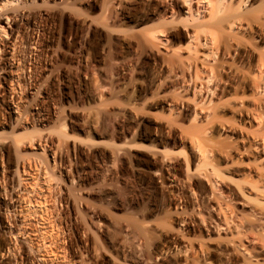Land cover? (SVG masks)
Returning <instances> with one entry per match:
<instances>
[{"label": "rangeland", "instance_id": "374dc122", "mask_svg": "<svg viewBox=\"0 0 264 264\" xmlns=\"http://www.w3.org/2000/svg\"><path fill=\"white\" fill-rule=\"evenodd\" d=\"M182 1L18 0L7 7L13 27L21 28L15 55L25 64L13 82L24 94L21 87L14 94L23 98L24 115L37 114L34 104L42 103L49 117L28 126L36 149H21L29 140L16 141L17 121L0 95V243L25 218L34 224V244L47 241L34 248L45 254L51 239L65 242L67 264H184L195 257L199 264H255L253 252L264 246V238L255 239L264 234V207L241 188L258 179L261 151L252 152L264 145V69L256 71L264 54V0L240 9L238 0H220L214 15L207 2L192 0L186 9ZM189 42L200 46L189 51ZM206 45L211 67L200 56ZM255 72L262 83L256 90ZM254 107L262 109L260 124L251 117ZM17 162L21 171L25 165L20 173ZM235 246H246L252 258ZM186 247L195 249L193 259ZM3 254L0 264H14L9 251Z\"/></svg>", "mask_w": 264, "mask_h": 264}, {"label": "bare ground", "instance_id": "6f19581e", "mask_svg": "<svg viewBox=\"0 0 264 264\" xmlns=\"http://www.w3.org/2000/svg\"><path fill=\"white\" fill-rule=\"evenodd\" d=\"M2 2H0V3H2V5L0 6V12H1V14H0V23H2V22H4V21H7L5 24H6V26H2V24L0 25V39H3V36H7V35H9L10 36V40H7V41H5L4 43H2V44H0V46L2 45L3 46V48H4V50L0 47V49L1 50H3V52H4V55H9V57H11L10 59H9V61L11 60V59H15L16 58V60H17V62H19V65L18 66H14L13 64H11L9 61L8 62H6L7 60H8V58H6L5 56H4V58L2 57V58H0V95L1 96H3V97H6L7 96V98L9 99V101L8 100H5V101H3L4 103H5V106H6V109L9 111V115H11V117L13 118V119H16V128H17V130H18V133L14 136L17 140V142H22V140L23 139H28L29 140V145L27 146H23V144H22V148L21 149H31V150H35L36 148L34 147V136H31L30 134H33V133H31L32 131H28V126H33L34 127V122L36 121V122H40V123H43V122H45V121H47V119H48V117H49V113L44 109L45 107H44V104H42V103H35L34 104V108H36V107H38V109H37V114H32V112H29L28 114H25L24 115V110H22V104L20 105V102H22V96L21 95H23L24 94V90L22 89V86H21V82L18 80V81H16L15 82V84L13 85V82H14V75H15V73H17V74H19V72L21 73L22 72V70H24V67H25V64L23 65V62L21 63V65H20V59H17V56L15 55V48H16V41H17V37H18V35H19V33L21 32V28H20V26H18L17 24H15L16 25V27H13V25H14V23H13V19H14V16H7L6 14H8L7 12H5V11H7L6 9H7V7L9 6V5H17V3H18V0H1ZM201 0H199V2H200ZM203 2H207V4H208V6L210 5L211 7V9H210V11H211V14H215V13H219L218 11H220V9H219V4H220V0H202ZM201 1V2H202ZM222 1V0H221ZM232 2H233V0H231ZM229 2L228 3V5L230 4V3H232V2ZM249 1V0H248ZM247 0H238L237 1V4L235 5L236 6V8H238V9H240L241 7H243V6H245V4L248 2ZM183 3V5H184V7L185 6H187V5H191V2H192V0H184V1H182ZM234 3V2H233ZM222 4V3H221ZM220 4V5H221ZM227 5V6H228ZM232 5V4H231ZM230 5V6H231ZM229 6V9H231V7L232 8H235L234 6H231L230 7ZM188 7V6H187ZM186 8V7H185ZM192 7H189V11L188 12H192V9H191ZM221 8V7H220ZM236 8L234 9V11L236 10ZM5 9V10H4ZM187 9V8H186ZM223 9H226V8H224L223 7ZM225 11L226 10H224L223 11V13L225 14ZM228 11H230L231 12V10H228ZM227 11V12H228ZM221 12V11H220ZM3 13V14H2ZM6 13V14H5ZM191 14H193V13H190V15ZM227 14V13H226ZM2 15V16H1ZM14 15V14H13ZM195 15H191V17H192V19H193V17H194ZM3 17H5V18H3ZM213 17V16H212ZM214 17H216V15L214 16ZM214 17H213V19H214ZM195 18V17H194ZM198 18V17H197ZM197 18H195V19H197ZM191 19V20H192ZM195 19H193V20H195ZM199 19V18H198ZM27 20V19H26ZM192 20V21H193ZM196 21V20H195ZM194 22V21H193ZM231 24V25H230ZM233 24H234V22H233ZM231 26V28L229 29V30H231L232 29V23H228V26ZM8 27L9 28V32L8 31H6V28ZM233 28H235V25H234V27ZM199 29V28H198ZM196 31V30H195ZM194 31V32H195ZM9 34H8V33ZM193 32V33H194ZM198 32H199V30H197V32H196V34L194 33L193 35H192V37L194 38V35L196 36L197 34H198ZM200 34V33H199ZM154 38L153 39H157V37L154 35L153 36ZM192 37H190V39L192 38ZM189 39V38H188ZM196 39H197V37H196ZM199 39V38H198ZM30 40H32L33 42H34V39L33 38H31ZM158 40V39H157ZM193 40V39H192ZM204 40H207V39H204ZM204 40H203V42H204ZM193 41H195V40H193ZM197 41H199V40H197ZM192 42V41H191ZM201 42V41H200ZM198 43V42H197ZM197 43H195L194 42V44L195 45H197ZM205 43V42H204ZM207 43V42H206ZM34 44V43H33ZM193 44V45H194ZM203 44V43H202ZM192 43H190L189 42V44L187 43V45L185 46V49H187V50H189V51H192ZM208 45V44H207ZM206 45V46H207ZM198 47L200 46V44H198L197 45ZM202 46V45H201ZM196 47V46H195ZM195 47H194V49H195ZM204 47H205V45H204ZM208 47V46H207ZM193 49V50H194ZM208 49H209V47H208ZM206 49V53H203V54H201L200 56L202 57V60L204 61V64H205V61H206V63H208V64H206V66H208V67H211L212 66V64H211V62L209 63V61H210V58L213 56L212 54H211V50L209 49ZM208 50V51H207ZM187 52V53H190V52ZM195 51V50H194ZM199 52V51H198ZM261 52V51H260ZM260 52H259V54H260ZM213 53V52H212ZM191 54V53H190ZM197 55H198V57L197 56H194L193 54H191V55H193L194 57H196V58H198V60H201V59H199L200 57H199V54L198 53H196ZM189 55V54H188ZM215 55V54H214ZM261 56L259 57V60H258V63L259 64H257V66H258V68H257V72H258V70L259 69H264V54H263V51H262V53L260 54ZM215 57V56H214ZM257 58V57H256ZM209 59V61L207 62V60ZM212 60H213V58H212ZM256 60V59H255ZM203 61H201V63H203ZM257 62V61H256ZM209 64L211 65V66H209ZM202 65V64H201ZM205 66V65H204ZM22 68V69H21ZM197 68V67H196ZM206 68V67H205ZM198 69H199V71H198ZM197 69V73H195L196 75H198V73L199 74H202V73H200V70H202V69H200V68H198ZM205 71H206V69H205ZM208 71V70H207ZM212 71V70H211ZM259 71H262V70H259ZM196 72V71H195ZM257 72H255L256 74V77H258L259 78V76H257ZM206 74H207V72H205ZM210 72L208 71V74H209ZM211 73H213V72H211ZM210 73V77H211V74ZM206 74H204L205 76H207ZM255 75H254V77H255ZM261 75H262V73H261ZM9 77V79L7 80V78H5V77ZM19 76V78H20V74L19 75H17V77ZM183 76H184V74H183ZM183 76H182V80L184 79L183 78ZM190 76V75H189ZM205 76H204V78H205ZM214 76V75H213ZM216 76V75H215ZM215 76H214V78H215ZM191 77V76H190ZM200 76H197V78H199ZM202 77V76H201ZM209 76H207L206 77V80H207V78H208ZM253 77V79H255ZM192 79H193V77H191ZM263 78V77H262ZM188 79H190V78H188ZM196 79V78H195ZM201 79V78H200ZM200 79H198L199 80V82H200ZM202 79H203V77H202ZM201 79V83H202V80ZM211 79H213L212 77H211ZM210 79V80H211ZM185 80V79H184ZM191 80V79H190ZM194 80V79H193ZM210 80H209V82H210ZM252 80V79H251ZM256 80V79H255ZM261 81V79L259 78L258 79V81L256 82L255 81V85H253V86H255V90H256V88L261 84L262 85V83L260 82ZM263 80V79H262ZM6 81H8V83H9V86L7 87V89L6 90H4V87H3V84L6 82ZM186 81V80H185ZM195 81V80H194ZM212 81V80H211ZM206 82V81H205ZM254 82V81H253ZM262 82H264V81H262ZM207 83V82H206ZM205 83V84H206ZM211 83V82H210ZM175 85H176V83H174ZM203 84L204 83H202L201 84V86H203ZM264 84V83H263ZM178 85V84H177ZM180 85V84H179ZM15 86V87H14ZM183 86V85H182ZM198 86V85H197ZM208 86V85H207ZM206 86V87H207ZM21 87V90L20 91H22L21 92V95L19 94V95H17V93L16 94H14L15 92H16V89L17 88H20ZM196 87V86H195ZM216 87V86H215ZM259 88V87H258ZM194 89V88H193ZM212 89V88H211ZM195 90H197V88H195ZM195 90H194V95H195ZM216 90V89H215ZM214 90V91H215ZM187 91V90H186ZM190 91V90H189ZM198 91V90H197ZM199 91H200V89H199ZM213 91V90H212ZM209 92V91H208ZM186 93H189V92H186ZM215 93V92H214ZM214 93H213V95H214ZM210 94H212V93H210ZM16 97V99H13V98H15ZM260 103V102H259ZM260 105V104H259ZM255 108V107H254ZM254 108H253V110H254ZM260 109V108H259ZM258 109V110H259ZM255 110H256V112H255ZM255 110H254V114H253V116L251 115V117H253V121H257L256 122V124L258 123V120H259V124H260V121H262L264 118H262V120H261V110L260 111H257V109L255 108ZM41 112H42V114H41ZM252 113H253V111H251ZM257 112H259V113H257ZM261 113V114H260ZM258 114V115H257ZM29 115L30 116H32V117H34V118H32V117H29ZM196 115V114H195ZM15 116V117H14ZM35 116H37L38 118H35ZM243 116V115H242ZM247 116V115H246ZM240 117V116H239ZM248 117V116H247ZM250 117V118H251ZM262 117H263V114H262ZM195 118H197V117H195ZM194 118V119H195ZM244 118H245V116H244ZM249 118V119H250ZM254 118H257V119H255L254 120ZM246 119V118H245ZM244 119V121H247V120H245ZM243 120V119H242ZM258 133V132H257ZM256 134V133H255ZM258 137V136H257ZM257 137H256V140H258L257 139ZM253 140V139H252ZM261 140H264V138L263 139H261ZM36 141V140H35ZM253 141H255V140H253ZM250 142V141H249ZM262 142H264V141H262ZM261 142V143H262ZM256 143H257V141H256ZM256 143H254V146H255V144ZM259 144H260V138H259V142H258ZM258 144V145H259ZM39 145V144H38ZM252 145H253V143H252ZM40 146V145H39ZM253 146V147H254ZM244 147V146H243ZM256 148H254V150H253V152L251 151V147L249 148L250 149V151L254 154V153H259L258 151L260 150L261 152V156L260 157H258V159L257 158H255V159H257V163H259V164H256V168L257 169H255L254 171H256L257 170V172L256 173H258V171H260V173H259V176H258V179H256L255 180V182H252L253 180H247V181H251L250 183H248V182H245V181H243V182H245L244 184H247V186L249 185V187L245 190V189H243L244 187L242 186V190H244V193L245 192H247L248 194H255V198H256V200L257 201H259V204L261 205V206H263L264 207V174L262 173V169H264V166L263 167H260L259 165L261 164L260 162H262V161H264V158L263 159H261L262 158V156L264 157V145L262 144V145H260V146H255ZM259 147H262V149L261 148H259ZM40 148V147H39ZM247 148V147H246ZM259 148V149H258ZM42 149V148H41ZM45 150V149H44ZM44 150H43V153H44ZM243 151V150H242ZM249 151V150H248ZM244 153H246V150L245 151H243L241 154V156H243V154ZM249 152H247L246 154H248ZM249 155V154H248ZM239 158V157H238ZM234 159V158H233ZM244 160V159H243ZM243 160H242V162H243ZM262 160V161H261ZM237 161V160H236ZM254 161V160H253ZM253 161H250V162H252V164L250 165V168H251V166H253V163H255V162H253ZM242 162H235V164H243ZM18 164V165H17ZM19 164H22V163H19V162H17L16 163V167H17V169H15L18 173H20V167H18L19 166ZM232 164V167H233V165H235V164H233V162L231 163ZM231 164L229 165V167H231ZM246 164V163H245ZM248 164V163H247ZM246 164V165H247ZM250 164V163H249ZM249 164L247 165V167L249 166ZM24 165V164H23ZM22 165V171L24 170V166ZM245 165V166H246ZM28 166V165H27ZM243 166V165H242ZM255 166V165H254ZM253 166V167H254ZM229 167H225L226 169H228ZM235 167V166H234ZM241 167V166H240ZM216 168V167H215ZM218 168V167H217ZM236 168V167H235ZM238 168V167H237ZM249 168V169H250ZM230 169V168H229ZM234 169V168H233ZM31 170V169H30ZM218 170V169H217ZM235 170V169H234ZM251 170V169H250ZM21 171V172H22ZM220 171V170H219ZM236 172H239V171H236ZM235 172V173H236ZM264 172V171H263ZM16 173V172H15ZM25 173H27V172H25ZM218 173V172H217ZM242 173V172H241ZM251 173H252V170H251ZM28 174V173H27ZM227 174H229L228 172H227ZM238 174V173H237ZM240 174V173H239ZM243 174V173H242ZM18 175L19 174H17V177H18ZM21 175L22 174H20V177L18 178V180H20V178H21ZM224 175V174H223ZM222 175V176H223ZM235 175V174H234ZM249 175H251V174H248V176ZM24 176V175H23ZM216 176V175H215ZM221 176V175H220ZM226 176V175H225ZM252 176V175H251ZM250 176V177H251ZM227 177V176H226ZM34 178V176H32V179ZM230 179H232V177L230 178ZM229 179V180H230ZM22 180H23V178H22ZM235 181V180H234ZM24 182V181H23ZM20 184V183H19ZM212 184V183H211ZM218 184V183H217ZM237 184V183H236ZM12 185V184H11ZM23 185V184H22ZM214 185H216V184H214L213 183V187H214ZM239 185H240V183H239ZM20 186H21V184H20ZM220 186V185H219ZM246 186V187H247ZM22 187V186H21ZM211 187V186H210ZM241 187V186H240ZM34 188V187H33ZM216 188V187H215ZM218 188V187H217ZM239 188V187H238ZM212 189V188H211ZM214 189V188H213ZM241 189H240V191H241ZM16 190V189H15ZM217 190V189H216ZM12 191V190H11ZM17 191V190H16ZM20 191H21V189H20ZM22 192V191H21ZM216 192V191H215ZM12 192H10V194H11ZM220 193V192H219ZM243 193V194H244ZM19 195H20V193H18ZM25 194V193H24ZM213 194V193H212ZM241 194H242V191H241ZM252 194V195H253ZM12 195V194H11ZM15 195V194H14ZM223 195V194H222ZM247 195V194H246ZM245 195V196H246ZM251 195V196H252ZM13 196V195H12ZM21 196H22V194H21ZM242 196V195H241ZM248 196V195H247ZM10 197V196H9ZM18 197V196H17ZM17 197H16V199H17ZM248 197H250V196H248ZM11 198V197H10ZM18 198H20L21 199V197H18ZM253 198V197H252ZM252 198H251V200H252ZM12 199V198H11ZM14 199V198H13ZM12 199V200H13ZM20 199H17V200H19L20 202H21V200ZM250 199V198H249ZM23 200V199H22ZM254 200V199H253ZM256 200H255V202H256ZM15 201V200H14ZM17 203V202H16ZM15 203V204H16ZM20 204V203H19ZM12 205V204H11ZM228 205V204H227ZM230 205V204H229ZM260 205L258 206V207H260ZM7 206V205H6ZM20 206V205H19ZM218 206H220V204L218 205L217 204V207ZM221 207V206H220ZM219 207V208H220ZM222 208V207H221ZM221 208L220 209H218L219 211L221 210ZM228 208V207H227ZM262 208V207H261ZM261 208H260V210H261ZM14 209H16V208H14ZM212 209V208H211ZM223 209V208H222ZM263 209L264 208H262V211L261 212H263L262 214H260L261 215V217L259 218V216L257 215V217L259 218V220L262 222V225H261V222H259V220L257 221V222H259V224L264 228V226H263V224H264V211H263ZM224 210V209H223ZM18 211V210H17ZM222 213V212H221ZM260 213V212H259ZM220 214V213H219ZM229 214V213H228ZM256 214H258V212L256 213ZM256 214H255V216H256ZM225 215L227 216V214L225 213ZM225 216V218H228L229 219V217L227 216L226 217ZM253 216V215H252ZM25 219V218H24ZM23 219V220H24ZM23 220H22V222H20V225H19V227H18V229L16 230V232H14V233H11L10 235V237H11V239L9 238V240L8 239H5V240H3L1 243H0V253H1V256L2 257H4L5 256V254H3V252H6V251H9V253H11V255L14 257H12V260L13 259H15L14 260V264H67L66 262V258H65V256L64 255H67L66 254V251H67V246L65 247V245H67V244H65V242H64V244L62 243V244H58V243H56L55 242V240H53V239H51L52 241H54V243L51 241V244H50V241H48V243L50 244V245H48V247L45 249H43L44 251V253L45 254H43L42 253V248L40 249L39 247V249H35L34 248V245L35 244H37V243H35L34 244V224L33 225H30L29 223H24L23 222ZM26 220V219H25ZM26 221H28V220H26ZM227 221H230V220H227ZM19 222V221H18ZM22 223V224H21ZM224 223H226V220H225V222ZM229 223V222H228ZM233 223V222H232ZM241 224V223H240ZM239 224V225H240ZM12 224H10V226H11ZM14 225V224H13ZM219 225V224H218ZM217 225V226H218ZM258 225V224H257ZM16 226H18V224L16 225ZM220 226V225H219ZM227 227H228V224L226 225ZM221 227V226H220ZM246 227V226H245ZM251 227V226H250ZM259 227V226H258ZM11 228V227H10ZM9 228V229H10ZM54 228V227H53ZM56 228H58V227H56ZM59 228H60V225H59ZM217 228V227H216ZM229 228V227H228ZM255 228V227H254ZM257 228V227H256ZM8 229V228H7ZM185 229H186V227H185ZM235 229H236V227H235ZM234 229V232L236 231ZM247 229V228H246ZM249 229V228H248ZM12 230V229H11ZM10 230V231H11ZM217 230H221L219 227H218V229ZM242 230H244V228L242 229ZM253 230V229H252ZM261 230H263L262 228H261ZM261 230H259V231H261ZM45 231V230H44ZM63 231V230H62ZM210 231V230H209ZM250 231H251V229H250ZM254 231V230H253ZM257 231H258V228H257ZM48 232V231H47ZM52 232H54V231H52ZM57 232H59V231H57ZM238 232V231H237ZM7 233H10V232H7ZM51 233V232H50ZM61 233V232H60ZM248 233H249V231H248ZM247 233V234H248ZM253 233V232H252ZM252 233H250V234H252ZM258 233V234H257ZM263 233H264V230H263ZM44 234V233H43ZM241 235V233H237V235ZM38 235V234H37ZM37 235H36V237H37ZM220 235V234H219ZM236 234H234V236H235ZM236 235V237H238ZM239 235V236H240ZM257 235H258V237H257ZM260 235V236H259ZM261 235H263L264 236V234H262V232H256L255 233V236H256V238L255 239H259L260 240V238H264L263 236L261 237ZM16 236H22V238L24 237V239H26L25 241L27 242H25V243H19V240L16 238ZM51 236V235H50ZM232 236V235H231ZM233 236V237H234ZM249 236V235H248ZM56 237V236H55ZM55 237H53V238H55ZM59 237H60V235H59ZM236 237H234V238H236ZM244 237H247V236H244ZM250 237V236H249ZM38 238V237H37ZM50 238V237H49ZM57 238H58V236H57ZM56 239V238H55ZM254 239V240H255ZM261 239V240H262ZM2 240V239H1ZM14 240V241H13ZM39 240V239H38ZM42 240H43V238H42ZM66 240V239H65ZM165 240V239H164ZM170 240H171V238H170ZM240 240H242V238L241 239H239V241ZM259 240H256V241H259ZM21 241V240H20ZM36 241V240H35ZM56 241H57V239H56ZM238 241V242H239ZM246 241V240H245ZM253 241V240H252ZM256 241H254V243L256 242ZM39 242V241H38ZM43 243H47V241L45 242V241H42ZM247 242H248V240H247ZM251 242V241H250ZM259 242H262L261 244H263L264 245V241H259ZM40 243V242H39ZM43 243H40V244H43ZM39 244V245H40ZM68 244H69V242H68ZM163 244V243H162ZM252 244H253V242H252ZM256 244V243H255ZM38 245V244H37ZM36 245V246H37ZM38 245V246H39ZM46 245V244H45ZM45 245H44V247H45ZM173 245V244H172ZM240 246H238V247H240L241 249H242V246L241 245H243V243H242V241L240 242V244H239ZM35 246V247H36ZM42 246V245H41ZM51 246H54V250L55 251H53L51 248ZM163 246H165V244L163 245ZM174 246V245H173ZM175 247H176V245H175ZM236 247V246H235ZM37 248V247H36ZM166 248H168V247H166ZM187 248V247H186ZM185 248V249H186ZM191 248V247H190ZM202 248V247H201ZM237 248V247H236ZM240 248H237L236 249V251L237 250H239ZM244 249L243 250H245V254H244V256L245 257H249L250 256V254H251V252H249L250 251V249H249V251H248V254H246L247 253V247L246 246H244L243 247ZM253 248H254V246H253ZM253 248H252V250H253ZM257 248V247H256ZM163 249H165V248H163ZM169 249V248H168ZM171 249V248H170ZM169 249V250H170ZM182 249V248H181ZM255 249V248H254ZM41 250V251H40ZM69 250V249H68ZM180 250V249H179ZM188 250H190V252H193L195 249H193V251H192V249H188L187 248V251H185L186 252V254H187V252H188ZM201 250V249H200ZM202 250H204V251H206L205 249H203L202 248ZM242 250V251H243ZM57 251H62L61 252V256H59L60 254H59V252L57 253ZM164 251V250H163ZM165 251H167V252H169L168 250H165ZM171 251V250H170ZM199 251V250H198ZM240 251V250H239ZM242 251H240L241 252V254H242ZM57 254H56V253ZM69 252V251H68ZM177 252H180V251H177ZM176 252V253H177ZM203 251H200V253H202ZM239 252V253H240ZM181 253H183V251L181 250ZM189 253V252H188ZM194 253L195 252H193V256H192V254H187V255H189V256H191V258L193 259V257H195L194 256ZM198 253V252H197ZM70 254V253H69ZM177 254H179V253H177ZM186 254H184V255H186ZM196 254V253H195ZM242 254V255H243ZM71 255V254H70ZM187 255L185 256V257H187ZM197 255V254H196ZM201 255H203V254H201ZM206 255H208V254H206ZM248 255V256H247ZM252 255V254H251ZM0 256V257H1ZM74 256V255H73ZM252 256L254 257V258H252ZM251 257H249V259L250 258H252L253 260L255 259L256 260V262H255V264H259V263H261V262H259V261H263L264 262V246L263 247H259V248H257V250L255 249V251L253 252V255H252ZM47 257V258H46ZM198 257V256H197ZM7 258V257H6ZM9 259H10V255H9V257H8ZM68 258H70V257H68ZM188 258V257H187ZM190 258V257H189ZM204 258H205V256H204ZM204 258H202L203 260H204ZM226 258V257H225ZM72 259H74V257L72 258ZM198 260L199 258H194L193 260L194 261H196V260ZM206 259V258H205ZM226 259H228V257L226 258ZM189 259H187L186 261H185V263H187V261H188ZM193 260H189V261H191V264H192V261ZM234 260V259H233ZM245 260L247 261L248 259H246L245 258ZM245 260H243V262L245 263L246 261ZM70 261H72V260H70ZM75 261V260H74ZM228 261V260H227ZM249 261H251V259L249 260ZM249 261H247L246 263L247 264H249V263H251V264H254L252 261L251 262H249ZM7 262V261H6ZM8 262H10V261H8ZM7 262V263H8ZM68 262H69V259H68ZM205 262V264L207 263V260L206 261H204ZM230 262V261H229ZM73 264L74 262H70V264ZM76 263V262H75ZM184 263V264H185ZM190 263V262H189ZM194 263V262H193ZM196 264L198 263L197 261L195 262ZM226 263H228V262H226ZM245 263V264H246ZM6 264V263H5ZM10 264V263H9ZM69 264V263H68ZM199 264V263H198ZM201 264H204V263H202L201 262ZM209 264V263H208ZM210 264H212V263H210ZM221 264V263H220ZM223 264V263H222ZM230 264H231V262H230ZM243 264V263H242ZM262 264H264V263H262Z\"/></svg>", "mask_w": 264, "mask_h": 264}]
</instances>
